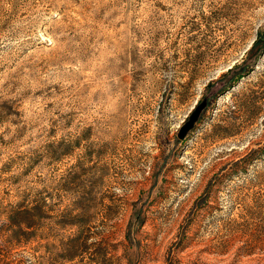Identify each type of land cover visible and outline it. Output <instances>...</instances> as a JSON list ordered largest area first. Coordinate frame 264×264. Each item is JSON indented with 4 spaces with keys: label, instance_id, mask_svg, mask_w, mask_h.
<instances>
[{
    "label": "rangeland",
    "instance_id": "obj_1",
    "mask_svg": "<svg viewBox=\"0 0 264 264\" xmlns=\"http://www.w3.org/2000/svg\"><path fill=\"white\" fill-rule=\"evenodd\" d=\"M263 43L264 0H0V257L264 264Z\"/></svg>",
    "mask_w": 264,
    "mask_h": 264
},
{
    "label": "water",
    "instance_id": "obj_2",
    "mask_svg": "<svg viewBox=\"0 0 264 264\" xmlns=\"http://www.w3.org/2000/svg\"><path fill=\"white\" fill-rule=\"evenodd\" d=\"M206 107V101L203 100L201 103H198L193 111L188 116L187 120L180 127L177 137L178 139H184L187 133L193 128L195 122L197 121L201 111Z\"/></svg>",
    "mask_w": 264,
    "mask_h": 264
},
{
    "label": "trees",
    "instance_id": "obj_3",
    "mask_svg": "<svg viewBox=\"0 0 264 264\" xmlns=\"http://www.w3.org/2000/svg\"><path fill=\"white\" fill-rule=\"evenodd\" d=\"M258 46V42L253 43V45L250 47V49L248 50V54H256L257 52H255V50L257 49L256 47ZM264 46V43L263 45ZM261 50V49H260ZM259 55V54H258ZM28 212H31V209L25 210ZM9 261H7L4 257H0V264H9ZM11 262V261H10ZM14 264H18L19 262L17 261H13Z\"/></svg>",
    "mask_w": 264,
    "mask_h": 264
}]
</instances>
